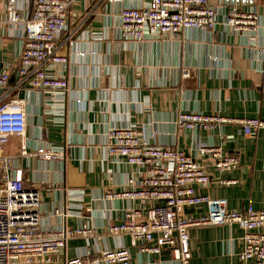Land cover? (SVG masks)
<instances>
[{
	"label": "crops",
	"instance_id": "0c3cea01",
	"mask_svg": "<svg viewBox=\"0 0 264 264\" xmlns=\"http://www.w3.org/2000/svg\"><path fill=\"white\" fill-rule=\"evenodd\" d=\"M210 1L220 20L212 34L182 29L128 41L120 35L119 12L148 0H74L57 39L68 63L46 68L68 83L64 98L54 101L41 90L15 87L21 28L5 23V1L0 0V60L10 74L11 90L0 102L11 95L26 100V134L12 136L5 149L11 182L38 189L41 226L88 225L96 233L68 238L62 254L41 264H63L66 257L120 245L128 247L131 264H174L167 249L160 254L140 252L128 234L108 230L121 220L123 209L151 204L104 198L106 191L126 188L129 178L140 181L143 172L108 155L105 133L111 126L134 125L152 145L183 150L209 175L208 184L196 186V193L225 199L232 210L244 211L248 205L264 209V129L245 135L237 121L264 117V0L252 5L259 26L251 33L224 25L229 6ZM179 111L234 121L188 132L172 123ZM200 143L238 155V167L219 172L209 156L198 153ZM23 144L27 152L20 155ZM39 150L54 154L43 156ZM222 178L235 182L220 184ZM205 211L203 203L187 210L193 215ZM241 235L237 223L189 228L191 264H242Z\"/></svg>",
	"mask_w": 264,
	"mask_h": 264
},
{
	"label": "built area",
	"instance_id": "2783aa9c",
	"mask_svg": "<svg viewBox=\"0 0 264 264\" xmlns=\"http://www.w3.org/2000/svg\"><path fill=\"white\" fill-rule=\"evenodd\" d=\"M5 23L21 28L22 41L16 88L26 86L41 90L54 101L64 98L67 80L48 74L47 67H64L66 55L57 43L65 29L66 18L74 0H4ZM116 1V0H109ZM228 5L223 24L233 32L251 33L259 26L252 8L254 0H216ZM220 22L210 0H148L143 5H129L119 12V31L124 40L141 41L173 35L182 29H202L212 34ZM71 35L66 37L70 38ZM185 73L184 75H186ZM10 74L0 60V98L9 96ZM26 100L12 96L0 102V264H41L63 253L68 238L93 235L88 225L46 228L40 224L39 191L16 185L9 174V156L5 149L12 136L26 134ZM234 119L209 116L194 111H179L172 123L177 130L195 132L213 129L216 124ZM245 135L264 129V117L237 120ZM143 129L134 125L111 126L105 133L109 156L143 168L141 180L127 181L119 191H106L104 198L141 200L149 205L123 209L118 223L108 226L113 234H128L130 244L140 252L160 254L167 249L174 264H191L188 229L191 227L237 223L242 229V264H264V209L248 205L244 211L228 209L222 198L198 194L196 186H205L209 175L183 150L152 145L143 140ZM200 155H206L219 171L236 169L239 157L223 151L221 146L200 143ZM27 152L24 144L20 155ZM43 156L50 151L39 150ZM220 179V184H233ZM80 192V191H78ZM71 194H75L72 191ZM203 203L205 213L188 214L191 206ZM58 212V211H56ZM96 234V233H95ZM63 264H131L128 247L120 245L90 254L64 258Z\"/></svg>",
	"mask_w": 264,
	"mask_h": 264
}]
</instances>
